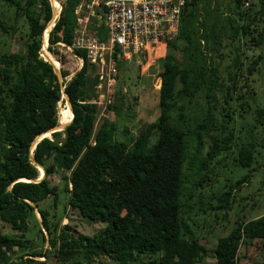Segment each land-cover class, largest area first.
I'll return each instance as SVG.
<instances>
[{
    "label": "trees",
    "instance_id": "obj_1",
    "mask_svg": "<svg viewBox=\"0 0 264 264\" xmlns=\"http://www.w3.org/2000/svg\"><path fill=\"white\" fill-rule=\"evenodd\" d=\"M79 3L80 0L64 1L58 20L44 40V32L53 18L49 0H0V4L15 10V22L24 19L27 28L24 52H0V142L4 148L0 158V221L21 234V238H16L0 229V264H46L35 259L15 263L10 255L14 254V248H32L24 234L30 227L35 207L51 196L57 205L58 186L49 179L54 175L61 181L69 206L84 219L105 224L103 230L91 237L76 236L68 225L58 231V223L52 230L49 212L38 208L42 228L53 236L51 246L57 249L59 264H80L70 262L79 254H83L86 264H93L101 256L116 264L139 261L204 264L207 249L199 241L191 240L192 234L187 237L189 219L183 214L193 209L184 201L185 167L192 164V161L188 163V136L195 142L196 154L200 156L197 172L203 177L196 187L204 188L210 181L214 163L233 149L236 135L230 127L234 113L229 104L242 70L240 47L235 43L240 35L246 37L255 32L252 26L259 16H264V2L251 17L242 12L240 0L187 3L182 10L178 36L167 43L161 59L160 115L153 126L156 141L151 143L147 137L132 147L116 140V123L103 116L102 109L92 103L98 83L94 69L87 51L73 48ZM3 15L0 10V32L7 34L10 31ZM246 16L248 24L238 26L236 20ZM97 34L103 40L105 27L99 26ZM255 40L257 45H262L264 35L258 33ZM66 48H71L72 55L82 61L81 69L74 75L65 69L62 51ZM227 49L230 50L226 53ZM41 50L61 67L60 77L47 55H42L47 61L41 57ZM233 54L235 57L231 59ZM226 58L231 60L223 67ZM262 58L254 59L249 65V76L256 73ZM201 92L205 94L206 114L188 133L185 102L192 103ZM63 93L70 101L72 122L64 131L43 138L34 149L36 140L58 125V114L63 110L58 112V104ZM115 93L108 107L113 104L111 108L118 111L115 100L119 95ZM123 99L120 95L119 101ZM221 102L222 110L225 105L229 107L227 114H220L223 119L218 126L216 114ZM245 104L246 100L241 108ZM253 114L256 125L264 127V107L258 105ZM62 121L60 125H67L69 110ZM204 137L211 140L205 155L202 154ZM257 149L258 145L251 142L238 150L236 166L248 169V175L237 182L238 186L250 182ZM38 166L45 172L40 182H36L40 178ZM14 183L19 186L10 189ZM233 189L221 196L220 201L228 202ZM245 230L250 240L264 242V217L248 224ZM241 238L238 233L218 240L214 250L216 264H238ZM31 252L34 258H48L46 251ZM143 257L150 260L142 261Z\"/></svg>",
    "mask_w": 264,
    "mask_h": 264
},
{
    "label": "rangeland",
    "instance_id": "obj_2",
    "mask_svg": "<svg viewBox=\"0 0 264 264\" xmlns=\"http://www.w3.org/2000/svg\"><path fill=\"white\" fill-rule=\"evenodd\" d=\"M60 1L64 2L65 0ZM263 2L264 0H252L250 7H242L241 10L251 17L260 10ZM0 10L4 13L3 20L10 31L7 34L0 32V52H24L27 44L25 20L19 19L15 22V18H17L15 10L3 4H0ZM248 19L247 16L243 20L238 19L239 21L236 20V24L238 26L248 24ZM56 20L52 18L47 28L51 26V23L54 24ZM13 28L17 30L13 31ZM252 29L255 31L252 35L250 34L246 37L240 35L235 43V46L240 47L242 70L240 71L241 75L238 77L237 89L232 93L233 101L229 104L231 112L234 113L232 114L233 118L230 122V127L235 129L236 135L233 149L228 153L222 154L217 159L218 163H214L213 172L209 174L210 181L205 184L204 188L196 187V183L203 177L197 172L200 156L196 154L195 142L192 141L190 135L188 136V163L192 161V164H187L185 167L186 182L184 188L186 198H184V201L188 205H191L193 209L190 212L189 210L188 212L183 210V214L186 219H189L190 233L187 234V237H190V234H192L193 239L191 240L199 241L207 249V257L204 264H216L214 250L221 237L236 235L238 233L242 235L238 253V264H264V242L250 240L246 234L247 230H245L248 224L260 221L264 217V127L256 125L253 114L258 105L264 107V43L257 45L255 40L258 37V33L264 35V16L258 17ZM229 50L227 49L226 53ZM43 53L45 54V51L41 50V57ZM62 53L65 56V69L74 75L81 69L82 61L72 55V51L68 48L62 51ZM261 56L263 60L260 62L258 70L253 76H249L247 68L254 59ZM230 57L232 59L235 55L233 54ZM231 59L226 58L223 62V67L229 64ZM49 61L53 62L51 59ZM142 68L143 71H146L142 72ZM60 69L61 67L59 68V73ZM161 71V59L153 62L151 68L148 70L146 67H142L135 62L119 65L115 94L122 95L124 99L123 101H119L118 96L115 100L119 107L118 111L111 108L113 104L110 108L102 109V115L116 123L117 141L124 142L129 147L136 145L147 137L150 138L151 143L156 141V127L153 126L158 123L160 115L158 105L160 103L159 89L161 87V80L159 76ZM97 97L96 94L95 98ZM1 98L2 87L0 85V101ZM245 100L246 104L241 108V104ZM67 104V98L63 95L62 100L58 104V112L62 108L68 111L69 106L67 108ZM221 105L222 102L219 104L220 110L216 114L218 126L223 119L220 114H227L228 110L226 108L229 107L225 105V110H222ZM185 107L186 120L189 126L188 133H191L194 130L195 122H201L206 114L207 105L204 92L198 94L192 103L186 101ZM212 134L217 135L215 132ZM203 141L205 145L202 154L205 155L211 145V140L204 137ZM251 142L258 145L257 161L253 166L254 172L250 182L238 186L237 182L248 175V169L239 168L236 166L234 160L238 155L241 145L251 144ZM3 149L2 142H0V158L3 156ZM195 157L196 160H192ZM39 170L41 175H44L43 170L40 168ZM41 175L40 177L43 176ZM49 179L54 185L58 186L59 198L57 205H54V197L51 196L40 202L38 208L49 212L48 217L52 230L56 224L60 223L58 231H61L64 226L68 225L76 236L81 234L91 237L104 229L105 224L84 219L77 210L68 205V196L62 193V184L57 175L51 176ZM16 186L19 185L14 183L10 186V189ZM232 188L234 189L231 192L230 200L228 202H221L220 197ZM38 208L35 207L34 215L30 218V227L24 234V239L31 241L30 246L32 248H29V250L14 248V254L10 255L12 262L20 263L22 261L26 262L27 259H35L39 262L46 261V264H59L56 258L57 249L51 246L53 236L48 234L46 229L42 228V217ZM65 219L67 220L66 222L64 221ZM246 221L248 223H245ZM242 223L245 224L241 225ZM0 229L7 235L21 238L20 233L14 232L10 226L1 221ZM32 250L46 251L48 258H34L31 256ZM149 260L148 257L142 258V261L148 262ZM70 262L86 264L83 254L75 256ZM93 264L116 263L107 256H101L100 258H96ZM138 264H142L141 261Z\"/></svg>",
    "mask_w": 264,
    "mask_h": 264
},
{
    "label": "built area",
    "instance_id": "obj_3",
    "mask_svg": "<svg viewBox=\"0 0 264 264\" xmlns=\"http://www.w3.org/2000/svg\"><path fill=\"white\" fill-rule=\"evenodd\" d=\"M56 1L58 20L64 2ZM190 1L80 0L73 48L86 50L94 69L98 97L92 103L101 109L112 103L120 64L135 62L148 70L153 62L164 57L167 43L178 36L182 10ZM240 1L243 8L252 3V0ZM49 2L55 12L53 1ZM99 26L106 29L103 40L97 34Z\"/></svg>",
    "mask_w": 264,
    "mask_h": 264
},
{
    "label": "water",
    "instance_id": "obj_4",
    "mask_svg": "<svg viewBox=\"0 0 264 264\" xmlns=\"http://www.w3.org/2000/svg\"><path fill=\"white\" fill-rule=\"evenodd\" d=\"M56 17V16H55ZM59 18V17H58ZM53 19H54V14H53ZM55 20H56V18H55ZM57 21V20H56ZM55 23L56 22H54V24H53V26L52 27H54V25H55ZM45 61H47L46 59H44ZM49 63H51L53 66H54V68H55V70H56V73H57V75L60 77V73H59V68H60V66L59 67H55V65H54V63L53 62H51V61H48ZM71 79V78H70ZM69 79V80H70ZM63 95L67 98V102L69 103V105H70V101H69V99H68V96L65 94V93H63ZM71 107V106H70ZM72 109V108H71ZM73 112V111H72ZM74 115V114H73ZM72 122V121H71ZM70 122V123H71ZM69 123V124H70ZM69 124H67V125H60V123L58 122V125L53 129V130H51V131H49L48 133H46V134H49V137L48 138H50L51 137V135L54 133V132H62V131H64L65 130V128L69 125ZM45 135V134H44ZM43 135V136H44ZM43 136H40L37 140H36V142L34 143V149H35V147H36V144L38 143V142H40L43 138H47V136L46 137H43ZM33 161H34V163H36L35 162V160L34 159H32ZM39 168H41L43 171H44V169L42 168V167H40V166H38ZM44 176H45V172H44V175L42 176V177H40L36 182H40L43 178H44ZM28 182H31V180H28Z\"/></svg>",
    "mask_w": 264,
    "mask_h": 264
},
{
    "label": "bare ground",
    "instance_id": "obj_5",
    "mask_svg": "<svg viewBox=\"0 0 264 264\" xmlns=\"http://www.w3.org/2000/svg\"><path fill=\"white\" fill-rule=\"evenodd\" d=\"M53 1V7H54V10H55V12H54V19H55V16L57 17V11L59 10V4H58V2L56 1V0H52ZM50 26V25H49ZM53 26V24L51 23V26L49 27V28H46V30H45V32H44V40H47V37H48V33H49V31H50V29H51V27ZM46 44V43H45ZM46 54V53H45ZM47 55V54H46ZM47 57L49 58V56L47 55ZM49 59H51L52 61H53V63H54V65H55V67H57V65L55 64V61L50 57ZM68 106H69V121H68V123L67 124H69L71 121H70V113H71V109H70V105H69V103L67 104V108H68ZM68 111H65V110H62V112H61V114L59 115L58 114V118H59V122L61 121L62 123H63V121H62V118H63V115L64 114H66ZM49 137V134H45L43 137ZM41 169V168H40ZM40 175H41V173H40ZM43 175V174H42ZM41 175V176H42Z\"/></svg>",
    "mask_w": 264,
    "mask_h": 264
},
{
    "label": "crops",
    "instance_id": "obj_6",
    "mask_svg": "<svg viewBox=\"0 0 264 264\" xmlns=\"http://www.w3.org/2000/svg\"><path fill=\"white\" fill-rule=\"evenodd\" d=\"M165 53H166V49H165ZM165 55V54H164ZM160 60V59H159ZM65 222L67 221L66 219L64 220Z\"/></svg>",
    "mask_w": 264,
    "mask_h": 264
}]
</instances>
